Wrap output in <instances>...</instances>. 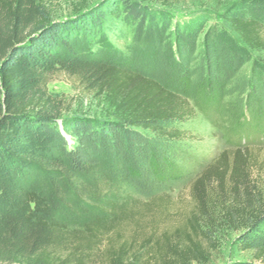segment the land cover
Listing matches in <instances>:
<instances>
[{
    "label": "trees",
    "instance_id": "16d2710c",
    "mask_svg": "<svg viewBox=\"0 0 264 264\" xmlns=\"http://www.w3.org/2000/svg\"><path fill=\"white\" fill-rule=\"evenodd\" d=\"M53 1L0 0V263L202 264L213 229L225 222L239 231L237 247L251 257L234 264H264V186L255 175L264 118L254 117V108L250 116L239 107L242 116L230 118L226 135L233 147L190 176L192 207L172 230L158 232V219L173 215L174 198L166 192L141 200L122 187L107 193L100 214L71 227L25 185L26 171H41L59 197L64 179L84 199L107 190L106 175L175 181L195 150L185 123L197 109L225 124L223 94L213 100L214 112L129 64L144 53L173 63L191 58L203 18L174 25L153 5L181 0H103L92 7L83 0L62 20L52 17ZM247 3L227 16L226 37L236 35L240 44L220 41L215 58L236 62L240 55V67L253 54L264 70V0ZM127 30L131 41L120 47ZM59 74L102 98L106 116H65L66 98L48 87Z\"/></svg>",
    "mask_w": 264,
    "mask_h": 264
},
{
    "label": "rangeland",
    "instance_id": "374dc122",
    "mask_svg": "<svg viewBox=\"0 0 264 264\" xmlns=\"http://www.w3.org/2000/svg\"><path fill=\"white\" fill-rule=\"evenodd\" d=\"M82 1L54 0L51 3L52 17L55 20L72 17ZM85 1H87L88 7H92L103 0ZM249 1L181 0L168 6H163L161 2H153V5L163 8L170 15L174 25L186 24L187 21L203 18L201 28H199L196 51H190L191 58L184 62H168L157 59L150 53H144L132 58L129 64L148 75L161 78L171 86L182 88L190 95L193 103L197 100L201 106L206 103L214 112L217 111L214 101H217L223 94L224 103L221 115H223L222 121L225 124L219 126L217 123L221 119L210 118L196 108V116L185 123V127L192 134L188 143L195 150L191 153L189 164L184 166L185 176L175 181H160L151 177L141 182H123V180L106 175L105 186L107 190L103 191L98 198L81 199L71 190L67 182L61 179L63 195L61 198L56 194L46 173L34 170L26 171L23 178L25 185L38 190L48 199L53 217L59 218L71 227L80 226L92 216L100 214L99 207L108 198L107 193H111L110 196H115L117 191L126 187L125 189L141 200H147L153 194L169 193L174 198V204L171 208L173 215L158 219V232L173 229L178 222L177 220L181 219L182 212H187L192 207L189 189L190 176L201 171L203 165L212 157L233 147L226 135L228 126H233L230 118L234 114H236L237 119L242 116L241 110H238L239 107L242 110L247 109L246 114H250V116H252V108H254V117L264 118V70L255 63V55L249 54L251 60L242 62V66L238 67V63L243 59L242 56L239 55L236 62H229L225 59L216 60L217 55L214 54L222 41H226L231 47H234L236 43L240 44L236 35L229 34L230 37H226L229 33L226 28L227 16L242 9ZM127 34V40L119 42L120 47L130 43L129 30H127ZM206 47L209 48V55L205 52ZM240 54L244 53L240 52ZM207 59L212 61L209 65ZM48 87L50 91L59 93L66 98L70 110L66 111L65 116L75 114L93 118L106 116V102L102 98L95 97L92 93L85 91L77 78L59 74L50 82ZM259 112H262L263 115ZM259 146L254 145L252 148L257 149ZM256 152L259 155L260 164L259 169L255 170V175L260 184L264 186V145ZM213 232L211 242H206L209 251L208 261L202 264H234L236 261L251 258L248 253L238 249L239 231L232 225L218 222ZM193 264L198 263L194 262Z\"/></svg>",
    "mask_w": 264,
    "mask_h": 264
}]
</instances>
